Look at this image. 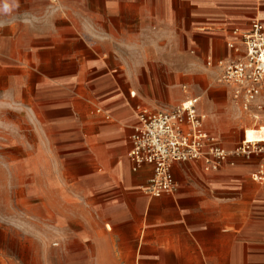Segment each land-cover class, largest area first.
Instances as JSON below:
<instances>
[{"label": "crops", "instance_id": "obj_1", "mask_svg": "<svg viewBox=\"0 0 264 264\" xmlns=\"http://www.w3.org/2000/svg\"><path fill=\"white\" fill-rule=\"evenodd\" d=\"M99 2L98 49L16 20L17 64L37 74L22 104L47 154V171L32 177L30 264H264V181L250 177L257 155H231L215 170L174 162L176 188L159 196L144 190L152 166L133 169L128 156L140 109L191 97L214 122L236 109L243 138L249 121L213 77L241 53L239 32L264 22V0ZM204 129L226 149L238 143ZM22 232L17 214H0V264H27Z\"/></svg>", "mask_w": 264, "mask_h": 264}, {"label": "rangeland", "instance_id": "obj_2", "mask_svg": "<svg viewBox=\"0 0 264 264\" xmlns=\"http://www.w3.org/2000/svg\"><path fill=\"white\" fill-rule=\"evenodd\" d=\"M79 1V0H78ZM73 8H65L62 0H39L31 5V2L8 0L10 10L4 12L0 3V20H15L14 23L5 24L0 21V214H17L23 225V232L19 239L24 243V258L30 264L31 211H32V177L33 171H47V154L39 144L42 138L33 128L30 120H27L26 105L28 98L23 96V84L30 87L37 74L21 72V66L17 64L21 58V49H17L15 34L19 33L20 21L34 20L40 28H52L56 34H69L78 36L87 42L88 46L98 49L99 42V0H83ZM73 4L71 2H66ZM33 6V7H32ZM79 6V7H77ZM87 6V7H86ZM98 7V8H97ZM48 20H52L49 21ZM124 23L132 25L135 20H125ZM137 29L139 27L136 20ZM83 44V43H82ZM78 45V44H77ZM206 75V79L210 76ZM218 76V75H217ZM217 76L213 82H217ZM204 115V122L208 130L221 137L229 145L238 142L242 137L243 127L247 123L241 115L231 107L226 115V122H214L213 116L204 111H198ZM264 138V131H246V138ZM228 145V146H229ZM40 149V151H39ZM36 168L33 170V165Z\"/></svg>", "mask_w": 264, "mask_h": 264}, {"label": "built area", "instance_id": "obj_3", "mask_svg": "<svg viewBox=\"0 0 264 264\" xmlns=\"http://www.w3.org/2000/svg\"><path fill=\"white\" fill-rule=\"evenodd\" d=\"M239 36L242 51L219 63L217 82L227 87L229 100L249 121L243 138L232 149L223 147L218 136L204 129V115L196 107L198 97L187 98L170 109H140L128 156L133 169L143 164L152 166V175L144 188L148 195L175 190L171 173L174 162L201 160L205 170H215L231 155H257L258 162L250 177L264 181V138H246L248 129L264 131V22L253 19Z\"/></svg>", "mask_w": 264, "mask_h": 264}, {"label": "clouds", "instance_id": "obj_4", "mask_svg": "<svg viewBox=\"0 0 264 264\" xmlns=\"http://www.w3.org/2000/svg\"><path fill=\"white\" fill-rule=\"evenodd\" d=\"M0 3H2V10L4 12H8L10 10V4H9L8 0H0ZM11 6L12 7L16 6L15 0H13V4Z\"/></svg>", "mask_w": 264, "mask_h": 264}, {"label": "bare ground", "instance_id": "obj_5", "mask_svg": "<svg viewBox=\"0 0 264 264\" xmlns=\"http://www.w3.org/2000/svg\"><path fill=\"white\" fill-rule=\"evenodd\" d=\"M262 131H263V130H262ZM247 139L251 140V139H253V138H247Z\"/></svg>", "mask_w": 264, "mask_h": 264}]
</instances>
